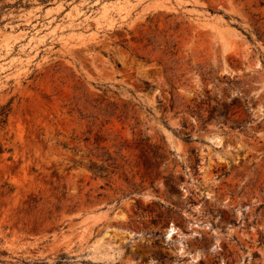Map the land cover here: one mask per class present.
<instances>
[{
	"label": "rangeland",
	"instance_id": "374dc122",
	"mask_svg": "<svg viewBox=\"0 0 264 264\" xmlns=\"http://www.w3.org/2000/svg\"><path fill=\"white\" fill-rule=\"evenodd\" d=\"M3 106L0 264H264V0H0Z\"/></svg>",
	"mask_w": 264,
	"mask_h": 264
},
{
	"label": "trees",
	"instance_id": "16d2710c",
	"mask_svg": "<svg viewBox=\"0 0 264 264\" xmlns=\"http://www.w3.org/2000/svg\"><path fill=\"white\" fill-rule=\"evenodd\" d=\"M0 110V115H7L10 109L8 108V106H3ZM187 139H190V135L187 136Z\"/></svg>",
	"mask_w": 264,
	"mask_h": 264
}]
</instances>
